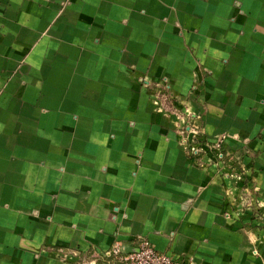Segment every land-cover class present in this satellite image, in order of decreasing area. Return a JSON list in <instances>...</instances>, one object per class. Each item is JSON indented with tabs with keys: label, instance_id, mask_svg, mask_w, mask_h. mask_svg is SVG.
<instances>
[{
	"label": "crops",
	"instance_id": "1",
	"mask_svg": "<svg viewBox=\"0 0 264 264\" xmlns=\"http://www.w3.org/2000/svg\"><path fill=\"white\" fill-rule=\"evenodd\" d=\"M180 116L238 169L197 167ZM140 237L264 264V0H0V264Z\"/></svg>",
	"mask_w": 264,
	"mask_h": 264
},
{
	"label": "built area",
	"instance_id": "2",
	"mask_svg": "<svg viewBox=\"0 0 264 264\" xmlns=\"http://www.w3.org/2000/svg\"><path fill=\"white\" fill-rule=\"evenodd\" d=\"M180 120L185 122L180 128V136L185 143L186 156L196 166L202 169L212 167L222 176H227L225 169H229V171L238 169L241 161L238 162L237 159H233L232 154L226 153L220 137L210 140L206 137L204 128L193 125L191 118L185 119L180 116ZM236 174L238 180L245 182V196L242 197L247 205L250 199L246 196H250V193L256 189L248 183L244 176L242 177V173L237 172ZM134 248L132 251L122 252L119 245L115 244L110 249L99 251L97 256L102 258L111 256L124 264H199L187 255H174L157 251L146 237H140Z\"/></svg>",
	"mask_w": 264,
	"mask_h": 264
},
{
	"label": "trees",
	"instance_id": "3",
	"mask_svg": "<svg viewBox=\"0 0 264 264\" xmlns=\"http://www.w3.org/2000/svg\"><path fill=\"white\" fill-rule=\"evenodd\" d=\"M95 260L97 262H100V263H103V264H124L123 262L119 261L118 259L114 258V257H111V256H108V257H105V258H102V257H94Z\"/></svg>",
	"mask_w": 264,
	"mask_h": 264
},
{
	"label": "water",
	"instance_id": "4",
	"mask_svg": "<svg viewBox=\"0 0 264 264\" xmlns=\"http://www.w3.org/2000/svg\"><path fill=\"white\" fill-rule=\"evenodd\" d=\"M135 248L134 247H132L131 249H129V250H122V252H129V251H132V250H134Z\"/></svg>",
	"mask_w": 264,
	"mask_h": 264
},
{
	"label": "rangeland",
	"instance_id": "5",
	"mask_svg": "<svg viewBox=\"0 0 264 264\" xmlns=\"http://www.w3.org/2000/svg\"><path fill=\"white\" fill-rule=\"evenodd\" d=\"M200 127V126H199ZM236 165V164H235ZM198 167V166H197ZM200 168V167H199Z\"/></svg>",
	"mask_w": 264,
	"mask_h": 264
}]
</instances>
